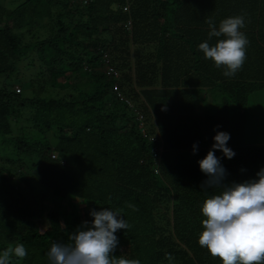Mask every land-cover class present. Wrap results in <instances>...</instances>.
<instances>
[{"label":"trees","instance_id":"obj_1","mask_svg":"<svg viewBox=\"0 0 264 264\" xmlns=\"http://www.w3.org/2000/svg\"><path fill=\"white\" fill-rule=\"evenodd\" d=\"M59 1L72 6L67 24L51 0H25L14 10L0 3V140L11 162H0V253L23 244L27 256L10 264H48L52 243L68 242L94 219L91 210L106 207L120 209L130 226L116 233L117 258L222 264L198 243L201 206L220 191L201 189L207 176L198 161L226 131L236 155L215 150L225 184L257 178L264 167V143H245L246 106L264 87V0ZM238 15L249 44L229 78L198 45L208 40L207 20L218 28ZM35 24L51 33L24 45L18 30ZM30 50L45 74L24 82L15 76ZM24 116L37 136L18 127ZM154 147L162 149L157 172Z\"/></svg>","mask_w":264,"mask_h":264},{"label":"clouds","instance_id":"obj_2","mask_svg":"<svg viewBox=\"0 0 264 264\" xmlns=\"http://www.w3.org/2000/svg\"><path fill=\"white\" fill-rule=\"evenodd\" d=\"M207 23L208 40L200 43L198 48L205 59L212 60L217 68L223 67L225 77H234L242 69L249 44L241 31L245 27V18L242 15L225 18L218 28L211 19ZM213 37L223 38L210 46L208 41ZM229 139L230 133L217 131L211 149L198 161L201 172L207 176L201 189L220 190L201 206L205 218L198 243L214 258L219 257L222 264H264V167L256 173L257 178L225 184L228 173L215 150H221L225 157L232 159L236 153L227 146ZM196 150L194 144L193 152ZM129 207L134 208L133 205ZM90 215L94 219L84 221L71 232L68 242L52 243L46 253L48 264H140L139 260L114 255L119 244L117 231L130 227L120 209H93ZM27 254L23 244L10 246L0 253V264H10L13 256L23 260ZM165 259L172 262L174 256L165 253Z\"/></svg>","mask_w":264,"mask_h":264},{"label":"rangeland","instance_id":"obj_3","mask_svg":"<svg viewBox=\"0 0 264 264\" xmlns=\"http://www.w3.org/2000/svg\"><path fill=\"white\" fill-rule=\"evenodd\" d=\"M24 1L25 0H0V3L6 6L7 9L14 10ZM84 4L85 2H83L79 7H84L83 6ZM50 6L57 20L66 24L71 20L72 12L70 11L72 10V6L65 7L64 3H62L59 0H51ZM81 18L82 19L88 18V14L84 13V15ZM10 24H12V22H10ZM18 31L23 33L24 45H27L32 41L40 40L51 33L49 27L45 24L27 25L24 28L19 29ZM129 49L132 50L131 45L129 46ZM78 52L79 50H77L75 53ZM64 60L67 61L66 58ZM130 60H132V58H130ZM43 71H45L44 63L40 61L36 50H30L27 53V57H25L22 60V62L19 64V72H20L19 76H15V77H18L21 81L23 80L24 82H27L28 79L30 78H36L40 76L42 73H44ZM4 79L5 78L0 77V84H3ZM9 81H13V80L10 78ZM18 88H20L21 91L24 92V88L21 83H14L13 90H15L16 93H19L17 91ZM216 96L218 97L217 94ZM246 107H248V113L246 117H248L249 120H248L247 128L245 127V133H246L245 143L248 145H253V143L255 142L264 143V87H261L252 93L251 98L249 99ZM29 118L30 116H24L23 119H20V121H18L20 123L18 124V127L19 126L23 127L22 130L26 133H30L31 135L30 137H33V135L37 136V134H35L34 132L33 122L31 121L27 122ZM14 120L16 119L14 118ZM13 135L14 133L8 134V136H13ZM9 156L10 153L5 151L4 144H2L0 140V162L4 163L5 166L7 167L11 166ZM15 183L18 184L20 187L25 186V183L21 182L19 179H16Z\"/></svg>","mask_w":264,"mask_h":264},{"label":"built area","instance_id":"obj_4","mask_svg":"<svg viewBox=\"0 0 264 264\" xmlns=\"http://www.w3.org/2000/svg\"><path fill=\"white\" fill-rule=\"evenodd\" d=\"M17 91L20 92L21 89L18 88ZM153 139H154V138H153ZM153 139H152V140H153ZM161 152H162L161 147H154V148L151 149V158L154 159V164H155V168H156V169L158 168V164H156L155 161H157V159L160 158Z\"/></svg>","mask_w":264,"mask_h":264}]
</instances>
